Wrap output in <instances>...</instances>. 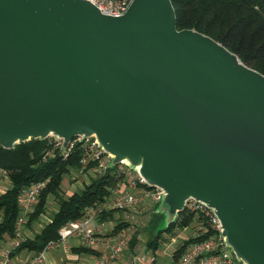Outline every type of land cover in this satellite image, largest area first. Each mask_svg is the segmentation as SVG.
<instances>
[{"label": "water", "instance_id": "1", "mask_svg": "<svg viewBox=\"0 0 264 264\" xmlns=\"http://www.w3.org/2000/svg\"><path fill=\"white\" fill-rule=\"evenodd\" d=\"M92 138L160 190L218 219L241 264H264V75L176 27L170 0L119 17L82 0H0V146Z\"/></svg>", "mask_w": 264, "mask_h": 264}, {"label": "trees", "instance_id": "2", "mask_svg": "<svg viewBox=\"0 0 264 264\" xmlns=\"http://www.w3.org/2000/svg\"><path fill=\"white\" fill-rule=\"evenodd\" d=\"M176 15L178 30H194L222 44L230 52L235 53L248 67L264 75V0H170ZM49 149V139L31 140L15 146L11 150L0 146V172L7 177L9 185L0 194V241H10L15 237V223L20 215L18 199L22 191L36 183L45 182L34 211L29 214L25 226L39 222L46 213L47 202L50 198L57 203V209L51 213L50 222L41 225L33 238H25L11 256L21 251L36 254L45 245L57 238L58 229L65 223L77 220L83 211L97 202L103 201L110 190L117 185L114 168L109 167L105 173L98 174L80 191L64 195L61 191L62 182L70 172H83L95 165L90 162L86 169L82 168L83 151L76 144L70 155L63 159L55 151L54 157H45ZM158 205L156 206L157 209ZM155 209V210H156ZM113 219V213H106L101 220ZM162 219L160 214L153 212L152 218L142 232L155 228ZM200 217L186 210L177 219L170 222L164 230L178 229L182 231L197 224V232L205 227L200 224ZM24 226V227H25ZM128 226L126 222H118L113 233L120 232ZM161 232V231H160ZM160 232L152 233L145 243L147 250L156 251ZM196 234L194 237L181 241L171 255L172 264L176 263L186 247L200 242L210 235ZM139 232H135L129 243V253L138 241ZM75 255H95L92 250L72 248ZM76 264V263H61Z\"/></svg>", "mask_w": 264, "mask_h": 264}, {"label": "built area", "instance_id": "3", "mask_svg": "<svg viewBox=\"0 0 264 264\" xmlns=\"http://www.w3.org/2000/svg\"><path fill=\"white\" fill-rule=\"evenodd\" d=\"M82 1L90 3L104 15L119 17L128 10L133 0ZM78 143L84 155L81 161L83 169H86L90 162L95 163V165L88 170L98 174L105 173L111 167L110 157L97 146L92 138H74L68 143L66 149H63L61 140L50 138L49 149L45 157H54L55 151H57L63 159H66ZM113 168L117 185L110 190L109 195L103 201L86 208L79 219L63 224L58 229L55 240L49 241L42 251L34 254L31 258H27L22 264H43L46 254L56 251L70 253L72 248H84L96 253L95 255H86L85 264L156 263L154 255L129 254V243L134 233L124 230L113 233L115 227L109 231V234L105 233L108 230L109 220H101V217L106 213L114 214L122 211L138 213L139 209L147 210L146 206H151L152 209L153 206L159 205L162 198L159 189L146 185L143 179L127 166L118 164ZM45 186L46 181L36 183L25 188L20 194L18 199L20 215L15 223V237L10 240L8 247L2 250L0 264H10L11 254L24 241L22 234L27 217L34 211V205ZM148 210L150 211V209ZM184 210L198 215L201 219V225L205 223L204 229L200 228L198 234H206L209 230L213 233L200 242L188 245L174 264H241L225 246L220 237L219 221L206 206L194 200H188ZM128 218L133 220L134 214ZM46 222L49 223L50 220ZM172 242L174 243L173 239Z\"/></svg>", "mask_w": 264, "mask_h": 264}, {"label": "rangeland", "instance_id": "4", "mask_svg": "<svg viewBox=\"0 0 264 264\" xmlns=\"http://www.w3.org/2000/svg\"><path fill=\"white\" fill-rule=\"evenodd\" d=\"M98 173H95L92 170H86L83 172H70L69 175H66L64 177V180L62 182L61 191L64 195H70L76 191H79L83 189V187L90 183L92 179H94ZM8 180L5 175H3L0 172V191L3 192V189H6L8 187ZM147 210L142 211L141 209L138 210V213L136 212H116L113 214V219L109 220V227L108 230H106V234H109V231L113 229L118 222H126L128 223V226L123 229L125 232L129 233H135L139 232L138 241L135 245L133 251L129 254H145L147 256L154 255L156 258L155 264H172L171 260V254L173 250H176L178 245L181 243V241L194 237L197 234V224L194 223L191 227H188L187 229H183L182 231H179L176 229H171L170 231L164 230L167 226V223L169 221L168 216L164 213H162L163 218L158 222L157 226L155 228H148L147 232H142L141 228H146L152 218L153 212L156 209V206H153L151 209V206H146ZM57 209V203L54 199L50 198L47 202V209L46 213L41 216L40 221L32 223L31 227H24L22 237L25 238H33L34 234L38 233L41 229V225H44L47 223V219H49L51 213H53ZM150 209V211L148 210ZM131 214H134L133 220H130L128 217H130ZM161 231V232H160ZM160 232L159 241H158V248L156 251H150L147 250L145 247V243L147 239L150 237L152 233L157 234ZM172 239L174 240V243L172 242ZM3 243H7L6 241H0V246ZM1 252V251H0ZM23 254V253H22ZM16 256V255H14ZM13 256V257H14ZM71 258V253H63L61 251L51 252L46 254L44 258L43 264H61L63 262H67L65 257ZM128 256V254H127ZM83 258L82 255H79V258ZM77 264H85L84 261L76 262ZM21 264V263H20Z\"/></svg>", "mask_w": 264, "mask_h": 264}, {"label": "crops", "instance_id": "5", "mask_svg": "<svg viewBox=\"0 0 264 264\" xmlns=\"http://www.w3.org/2000/svg\"><path fill=\"white\" fill-rule=\"evenodd\" d=\"M2 173V172H1ZM3 175H5L4 173H2ZM9 185V184H8ZM4 190V189H3ZM80 191V190H79ZM2 193V191H0V194ZM43 217V216H42ZM47 220H50V217H49V219H47ZM46 224V223H45ZM109 227V226H108ZM110 228V227H109ZM108 229V228H107ZM9 242L10 241H7V243L5 244V243H3L1 246H0V256H1V253H2V250L4 249V248H6V247H8V245H9ZM23 253V254H22ZM70 253H71V251H70ZM16 256H12V259H11V262H10V264H22L23 262H24V260H26L27 258H31L34 254L33 253H30V252H26V251H21L20 253H18V254H15ZM83 256V258L81 257V258H79V256L78 255H75V254H72L71 253V258H69V257H65V259H66V261H67V263H76V262H79V260L80 261H84L85 262V257H86V255H82ZM64 263V262H63ZM53 264V263H52ZM77 264V263H76Z\"/></svg>", "mask_w": 264, "mask_h": 264}]
</instances>
